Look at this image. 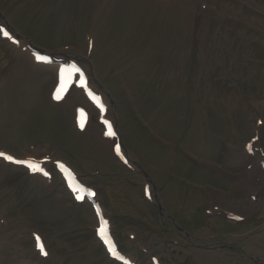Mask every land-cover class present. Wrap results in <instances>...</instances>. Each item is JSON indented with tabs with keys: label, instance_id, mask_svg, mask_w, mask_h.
<instances>
[{
	"label": "rangeland",
	"instance_id": "374dc122",
	"mask_svg": "<svg viewBox=\"0 0 264 264\" xmlns=\"http://www.w3.org/2000/svg\"><path fill=\"white\" fill-rule=\"evenodd\" d=\"M0 14L35 47L60 56L68 53L72 60L90 64V76L113 101L124 144L154 179L172 216L182 218L185 208L194 211L202 187L219 189L222 208L243 211L254 217V223L235 227L211 221L214 230L196 231L204 234L200 239L223 247L232 242L230 233L256 231L241 246L252 257H264V173L243 150L255 134L256 119L264 122V0H0ZM88 37L95 45L90 57ZM65 47L71 49L67 52ZM23 56L15 58L0 42V77L9 88L0 100V142L5 148L28 156L23 148L31 141L42 148V156L68 161L101 192V201L121 227H136L133 231L144 241H139L141 247L156 253L164 264H200L195 259L187 262L186 250L173 245L183 241L164 232L157 208L142 201L141 182L99 145L101 129L92 125L88 136L78 137L71 114L47 107L40 95L51 86L53 70H31L30 59ZM71 99L70 106L84 102L79 94ZM259 130L262 147L264 127ZM247 164L255 166L251 175ZM198 173H205L204 182ZM25 179L24 172L0 167V216L15 224L14 241L23 231L22 213L46 198L40 199L31 185L25 188L32 187L35 193L27 196L19 184ZM250 193L260 197L251 207ZM54 197L49 198L48 211L54 207L80 218L67 230L71 249L78 250L86 242L83 236L92 213L88 207L79 213L69 211ZM204 208L201 203L199 210ZM26 215L28 224L40 221L39 212ZM192 223L200 226L202 220L195 216ZM5 235L0 239H10ZM120 244L139 264H150L139 243L121 235ZM92 248V255L102 258L95 244ZM225 252L220 248L216 255ZM87 263L99 261L90 257Z\"/></svg>",
	"mask_w": 264,
	"mask_h": 264
},
{
	"label": "snow or ice",
	"instance_id": "6c2138e0",
	"mask_svg": "<svg viewBox=\"0 0 264 264\" xmlns=\"http://www.w3.org/2000/svg\"><path fill=\"white\" fill-rule=\"evenodd\" d=\"M0 31H3V30L0 29ZM3 34L6 37L8 36L7 32H4ZM37 59L41 60V61H46V58H44V57H37ZM73 70L76 71V72H79V69H75L74 67H73L72 70L61 69V72H60V81H61V83H60L59 87H57L56 92L54 94V96H55V98L57 100L62 99L63 94L67 91V88H68L67 80L65 78V73L66 72L70 73ZM81 127H83V124H81ZM110 134H112V133H110ZM117 151L119 152V148H117ZM0 156H3L5 159H7V160H9L11 162H14V163L25 164L28 168L32 169L33 171H38L39 170L38 166L36 164L31 163V162L14 160V158L12 156L6 155L3 152H0ZM45 175H46V173H45ZM237 219H239V217H237ZM101 232H103V229H101ZM37 240H39V238H37ZM38 246L40 247V250L43 253L44 252L43 246L39 245V244H38ZM44 254H46V253H44Z\"/></svg>",
	"mask_w": 264,
	"mask_h": 264
},
{
	"label": "bare ground",
	"instance_id": "6f19581e",
	"mask_svg": "<svg viewBox=\"0 0 264 264\" xmlns=\"http://www.w3.org/2000/svg\"><path fill=\"white\" fill-rule=\"evenodd\" d=\"M81 63L85 64L88 67V63H86L85 61H81Z\"/></svg>",
	"mask_w": 264,
	"mask_h": 264
}]
</instances>
